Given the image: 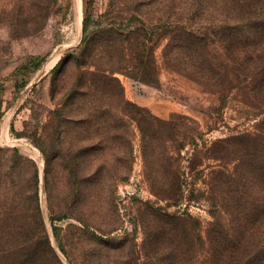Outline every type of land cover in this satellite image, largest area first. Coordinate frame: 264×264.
Segmentation results:
<instances>
[{
  "label": "trees",
  "instance_id": "trees-1",
  "mask_svg": "<svg viewBox=\"0 0 264 264\" xmlns=\"http://www.w3.org/2000/svg\"><path fill=\"white\" fill-rule=\"evenodd\" d=\"M134 1L135 13L125 17L129 23H123L125 19L118 13L106 21H93L88 14L83 17L79 45L59 63L61 74L69 66L75 71L62 101L51 111L54 142L51 138L49 141L48 134V142L36 141L45 152V165L55 157L62 161L67 170V196L73 209L79 210L86 183L85 190L91 186L94 197L101 190L107 170L101 160L105 149L101 143L106 147L111 130L121 144L119 162L125 173L132 168L133 125L141 133L143 146L147 145V135L151 140H175L173 135L165 138L162 130L179 132L184 123L158 119L127 99L118 77L122 74L139 82L156 83L155 50L164 41L161 57L166 68L224 97L237 89L253 99L245 103L263 113L258 128L242 135L247 146L245 160L240 164L242 172L230 171L222 164L210 170L212 220L205 236L192 230L182 212L167 211L164 206L148 202L138 210L139 221L147 232L141 255L133 247L132 255H122L126 241L112 245L116 236L91 235L102 249L113 253H108L112 257L105 264H264V0H165V13H169L165 19L152 12L142 15V0ZM149 1L151 5L160 2ZM68 123L78 124L89 142L75 153L62 145V128ZM167 123L170 127L165 126ZM217 142L222 143L223 152L233 146L227 139ZM6 155L7 159L22 160L15 150L0 148V167ZM81 155L87 160L84 175L78 162ZM211 156L221 159L212 153ZM31 165L32 183L27 194L30 210L0 216V264H40L55 255L40 218L37 173ZM163 172L166 177L151 181L153 189L157 194L161 189L167 205H175L185 185L172 168ZM77 212H65V216L75 218L82 227L92 226L78 215L80 210ZM8 219L10 224L5 223ZM57 229L53 225L56 236ZM193 237L197 240L194 246Z\"/></svg>",
  "mask_w": 264,
  "mask_h": 264
},
{
  "label": "rangeland",
  "instance_id": "rangeland-1",
  "mask_svg": "<svg viewBox=\"0 0 264 264\" xmlns=\"http://www.w3.org/2000/svg\"><path fill=\"white\" fill-rule=\"evenodd\" d=\"M140 2L142 15L152 12L167 18L165 0L152 5L149 0ZM136 8L134 0H0V148L15 150L22 157L20 161L7 159L9 154L2 161L0 216L30 210L27 194L32 183L33 163L37 173L39 214L55 254L40 264L107 263L113 253L102 249L92 232L102 237H118L112 245L126 241L121 253L125 257L132 255V247L141 255L147 232L139 221L138 210L144 202L164 206L167 211L182 212L192 230L195 228L205 236L212 220L208 191L210 170L222 164L230 171L242 172L240 164L245 160L247 147L242 135L258 128L263 113L245 103L253 99L237 89L224 97L166 68L161 57L162 41L155 50L156 83L139 82L122 74L118 77L127 99L158 119L182 121L183 127L179 132L170 128L162 130L165 138L173 135L175 140H151V135H147V145L143 146L141 133L133 125L130 133L133 160L129 173L124 172L119 162L122 148L114 129L111 130L106 147L101 143L105 148L101 160L107 168L100 183L101 190L94 197L91 186L85 190L86 183L78 206V215L92 226L82 227L75 218L65 216V212L77 215L79 211L73 209L67 196V170L57 157L46 166L45 152L36 142L47 141V134L49 141L51 138L54 142L55 120L51 111L62 101L74 76L72 66L61 74L59 63L79 45L85 14L93 21L112 19L110 16L117 13L125 19L135 13ZM126 19L123 23H129ZM165 126L170 127L168 123ZM85 137L76 123L62 128V145L73 153L88 145ZM221 139H227L233 146L223 152L222 143L217 142ZM211 153L221 159L210 157ZM86 161L83 155L78 159L83 175ZM167 168H172L185 185L182 198L170 206L162 199V190L158 189L157 194L151 183L166 177L163 171ZM121 177H125L124 180ZM10 222L8 219L5 223ZM53 225L58 228L57 236ZM196 242L193 237V246Z\"/></svg>",
  "mask_w": 264,
  "mask_h": 264
}]
</instances>
